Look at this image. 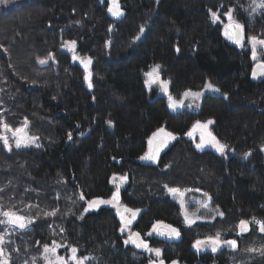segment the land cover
<instances>
[{"label": "trees", "instance_id": "1", "mask_svg": "<svg viewBox=\"0 0 264 264\" xmlns=\"http://www.w3.org/2000/svg\"><path fill=\"white\" fill-rule=\"evenodd\" d=\"M7 3L0 8V134L14 140L3 124L15 129L27 121L28 134L37 137L19 149L13 143L12 151L0 141V210L32 220L24 230L0 225L12 264H34L55 240L68 252L75 246L78 256L94 257L88 264L155 258L124 244L129 235L120 231L116 209L84 211L88 201L111 198L114 174L128 177L120 186L122 204L140 210L126 230L160 248L165 263L264 264V233L253 224L237 235L240 220H264V80H252L257 62L247 39L243 46L229 43L209 10L234 9L245 36L260 38L264 14L250 16L249 0H121L124 15L116 18L107 0ZM72 40L75 52L62 47ZM49 53L52 59L39 64ZM73 55L91 57V88ZM156 65L169 82L166 96L146 84ZM209 82L219 93L204 87ZM186 90L203 93L198 107L174 111L169 95L179 101ZM209 119L228 146L225 155L199 152L185 137L195 122ZM161 128L176 139L156 163H145L140 157ZM165 186L181 189L184 198L207 194L211 210L223 215L188 225L178 196ZM157 221L177 227L181 238L148 236ZM217 232L237 240V249L193 250L197 239Z\"/></svg>", "mask_w": 264, "mask_h": 264}, {"label": "snow or ice", "instance_id": "2", "mask_svg": "<svg viewBox=\"0 0 264 264\" xmlns=\"http://www.w3.org/2000/svg\"><path fill=\"white\" fill-rule=\"evenodd\" d=\"M5 0H0V3H4ZM261 10H264V0H251V11L249 12V15L251 16L253 13H260ZM108 13H110L114 17H119L123 15V10L118 2V0H109V6L107 8ZM211 18L212 21L219 22L221 20L220 15H218L217 12H211ZM247 11V10H245ZM234 9L230 8L227 12L224 13V16L227 19V23L224 24V35L231 40L234 44L243 46L245 42V26L234 19L233 16ZM111 30V29H110ZM140 33H143L145 29L141 27L139 29ZM135 39L139 40L140 36H137ZM247 42L251 45V54L252 59L257 60L258 59V50L264 51V38L257 37L255 35L247 37ZM62 47L68 48L69 50L75 52L76 49V41H65ZM53 54L49 53L47 58L38 59V63L41 65H44L48 63L50 59H52ZM73 60H79V63L83 65L85 69V75L84 80L88 83V87H92V79H91V72L89 71V66L93 63L91 57L88 58H81L78 56L73 55ZM159 69L160 66L156 65L151 71L146 73V76L148 79L146 80L147 85H152L155 83H160L163 91L168 92L169 82L163 81L159 78ZM253 78L257 76H264V63H258L256 67L252 71ZM206 89L219 92L218 88H215L210 82L206 83L204 86ZM203 95L200 91H192V90H186L182 94V98L177 101L174 99L171 95H169V107L172 109H177L184 106L185 99L191 98L193 101L200 99V97ZM226 98V96H225ZM189 107L192 105L189 104ZM198 106V105H197ZM111 123V122H109ZM214 121L208 120L206 122L197 121L193 125L192 131L188 132V136H192L193 133L196 130H200V140L199 143L196 144V147L198 149L203 150L207 146L213 147L218 153L221 155L225 154V151L227 149V145L222 143L220 140L217 139L215 135L211 131L208 130V126L213 124ZM3 128L5 131L12 132V136L14 138V146L16 149H19L21 147H26L30 144H33L37 137H33L28 134L27 132V121H25V125L22 127H17L15 129L10 128L7 124H3ZM69 139L72 138L71 133H69ZM157 138H159L157 140ZM176 139L175 135L170 132H165L163 128L159 129L156 133H153V138L149 139V151L146 155L140 157L142 160H152L156 161L161 150L167 146L169 140ZM154 140H156V144L153 147ZM0 141H2L3 146L8 151H12V143H10L9 138L7 135L0 134ZM264 151V148L261 149ZM248 154H246L247 156ZM128 177L126 175H113L112 180L115 183L116 181H119V183H116L115 191L112 193V196L108 200L103 199H93L91 201H88V208H85L84 211L87 212L89 209L99 208L101 204H109L112 205L114 208H116L117 215L120 217L121 221V228L120 231L123 233L129 225H131L132 221L136 219L138 213L140 212L139 209H132L127 206H122L120 201V186L127 182ZM167 191L172 194L173 196L180 197V205L182 209H185V202L183 200L185 192L182 191L179 188L176 187H168ZM207 195V194H205ZM81 200L84 199L83 195L80 197ZM211 199L210 197L208 198ZM200 205L202 208L207 209L209 207L207 201H201ZM51 215H55V212L50 213ZM218 215L222 216L223 213L219 212ZM196 213H192L191 216L187 212V210L184 211V219L186 224L191 225L195 222L194 219H192L193 216H195ZM0 217H3L0 219V225H6L11 226L13 229H20L24 230L28 227L30 223H32V220L25 215L18 214L16 211L12 210H6V211H0ZM214 218V216H213ZM256 225L258 227V231L260 233H264V220L252 218L250 220L242 219L239 221L237 228L238 232L237 235H242L244 233H247L251 230V225ZM153 233H155L158 236H163L168 239H174L179 238L181 235L179 229L176 227H173L169 224H164L163 222H156L153 227L152 231L148 233L149 236H151ZM124 244L128 245L131 244L135 246L137 249H142L148 253H151L154 255L155 258H149L148 264H165V261L163 259H160L162 256V250L160 248H153L150 246V244L141 236V233L139 232H133L131 233L127 239L124 240ZM5 237L4 235H0V264H12L10 253L6 254L5 252ZM193 248L197 250L201 249H207L210 248L213 253L217 252L222 247H229L232 250H236L238 247L237 240L235 239H223L221 236V233L217 232L214 236H208L204 239H197L193 243ZM60 247H66L65 245L59 244L56 241L52 242V245L45 244L43 245V254L42 258L45 262V264H88L89 261L93 260L94 257H91L89 255L84 256H78V248L75 246H72L70 248L71 255L66 259L62 255H58V249ZM249 252H256L257 249H248ZM261 254H264V249L261 250ZM35 264V262H34ZM171 264H179L178 261H172Z\"/></svg>", "mask_w": 264, "mask_h": 264}, {"label": "rangeland", "instance_id": "3", "mask_svg": "<svg viewBox=\"0 0 264 264\" xmlns=\"http://www.w3.org/2000/svg\"><path fill=\"white\" fill-rule=\"evenodd\" d=\"M10 2L12 1V2H15V1H17V0H9ZM249 2H250V4H251V0H249ZM7 6L8 5V3H7V0H5V2L4 3H0V8H2L3 6ZM250 8H251V5H250ZM264 14V10H261V12L260 13H253L252 15H255V16H261V15H263ZM219 15V14H218ZM220 17H221V20H220V22L223 24V27H224V24H226L227 23V19H226V17L224 16V14L223 15H220ZM246 38H245V41H246V39H247V36H245ZM263 38H264V36H263ZM244 44H245V42H244ZM264 51H260V50H258V53H257V55H258V59L257 60H255V62H258V61H261V57H263L264 55ZM148 88H149V91H150V93L153 91V90H156L159 94L158 95H164V96H166V95H168V93H169V87H168V92L166 93V92H164L163 91V88H162V86H161V84L160 83H155V84H152V85H148ZM217 93H219V92H217ZM202 97H203V95L200 97V99H198V100H195V101H193L191 98H189V99H185V101H184V106L183 107H180L177 111H182V110H184V109H186V108H189V109H192V110H196V108L198 107L197 105H199V103H200V101H201V99H202ZM189 104H191L192 106L191 107H189L188 105ZM209 120H212V121H214L213 119H209ZM206 121H208V120H205V121H201V122H206ZM196 123V122H195ZM194 123V124H195ZM214 124L215 123H213V124H211V125H209L208 126V130L209 131H211L212 133H213V135H215L216 136V134L214 133V130H213V126H214ZM192 129H193V126H192V128L188 131V132H190V131H192ZM187 132V133H188ZM200 135H201V132H200V130H196L194 133H193V135L190 137V136H188L187 134L185 135V137L188 139V140H190V141H192L193 142V144H194V147L196 148V150L197 151H199V152H203V151H207V150H210V151H213V152H215V153H217V154H219V155H221L220 153H218L213 147H211V146H207V147H205L203 150H201V149H198L197 147H196V144L197 143H199V140H200ZM217 137V136H216ZM218 139V138H217ZM219 140V139H218ZM9 141H10V143H14V140H11L10 138H9ZM227 150L228 149H226V151H225V154H226V152H227ZM224 154V155H225ZM116 183H119V181H116ZM125 184V183H124ZM124 184H122V185H124ZM121 185V186H122ZM200 195H202V196H204V198L203 197H201V196H199V195H196V194H192V193H188L187 195H185V198L183 197V200H185V209H183V211H185V210H187V212L189 211L190 212V214H192V213H196V215L195 216H193L192 217V219H194L195 221H197V220H212L213 219V216H214V218L218 215L217 214V211L216 210H211V208L210 207H208L207 209H204V208H202L201 207V205H200V202L201 201H207L208 202V205L210 206V200L208 199V197L206 196V195H204V194H201V193H199ZM178 198V200L180 201V197H177ZM110 199V198H109ZM103 200H108V199H103ZM120 201H121V198H120ZM121 205H123L122 204V201H121ZM101 206H109V207H112L113 209H116V208H114L112 205H109V204H101L99 207H101ZM95 209H97V208H95ZM90 210V209H89ZM1 211V210H0ZM191 216V215H190ZM3 217H0V219H2ZM157 222H160V221H157ZM156 223V222H155ZM154 223V224H155ZM164 223V222H163ZM153 224V225H154ZM164 224H167V223H164ZM170 225V224H169ZM173 226V225H172ZM8 227V229H12V227L11 226H7ZM153 227V226H152ZM173 227H175V226H173ZM177 228V227H176ZM178 229V228H177ZM152 231V228H151V230L149 231V232H151ZM180 231V230H179ZM125 232L127 233V235H130L131 233H133V230L132 229H128V230H125ZM148 232V233H149ZM149 236V235H148ZM151 236H154V237H159V238H162V239H165V240H167V241H178L180 238H181V235L179 236V238H174V239H168V238H166V237H163V236H158V235H156L155 233H153ZM58 237V236H57ZM59 239V238H58ZM202 239H204V238H202ZM57 243H59V244H61L60 243V241H57V240H55ZM52 245V243L50 244V246ZM193 247V246H192ZM226 247V246H225ZM224 247H222L221 249H219L217 252H215V253H213L212 251H211V249L210 248H207V249H201V250H197V249H195V248H193V250L196 252V253H198V254H204V253H207V252H211V253H213V254H217L218 252H220L222 249H223ZM68 250H65V247H60L59 249H58V255H62V256H64L66 259L71 255V252H68ZM42 254H43V248L41 249V254L38 256V258H37V261L35 262V264H45V262H44V260H43V258H42ZM165 264H171V263H165Z\"/></svg>", "mask_w": 264, "mask_h": 264}, {"label": "water", "instance_id": "4", "mask_svg": "<svg viewBox=\"0 0 264 264\" xmlns=\"http://www.w3.org/2000/svg\"><path fill=\"white\" fill-rule=\"evenodd\" d=\"M108 2H109V0H107ZM118 2H119V4H120V6H121V8H122V5H121V0H118ZM123 10V9H122ZM110 14V13H109ZM111 15V14H110ZM123 15H124V11H123ZM123 15H121V16H119V17H122ZM112 16V15H111ZM112 17H114V16H112ZM114 18H116V17H114ZM245 35H246V33H245ZM223 37L229 42V43H231V44H234L231 40H229L225 35H224V27H223ZM234 45H236V44H234ZM258 63H264L263 61H260V62H257L254 66H253V69L256 67V65L258 64ZM253 69H252V71H253ZM252 80L254 81V82H257V83H259V82H262L263 80H264V76H257V77H255V78H253V76H252ZM179 108H177V109H173L174 111H177ZM153 138V137H152ZM151 138V139H152ZM159 138H157V140H158ZM156 140H154V143H153V147L155 146V144H156ZM172 143V140H169V142H168V144H167V146L166 147H164L162 150H161V152H160V154H159V156L161 155V153L163 152V151H165L169 146H170V144ZM148 151H149V146H148ZM148 153V152H147ZM159 156H158V158H157V160L156 161H152V160H142L143 162H145V163H156L157 161H158V159H159ZM82 195V194H81ZM122 206H125V205H122ZM116 215H117V212H116ZM139 215H140V212L138 213V215H137V217H136V219L139 217ZM117 217L120 219V217L117 215ZM136 219L135 220H133L132 221V223H131V225H129V226H132V224L136 221Z\"/></svg>", "mask_w": 264, "mask_h": 264}]
</instances>
